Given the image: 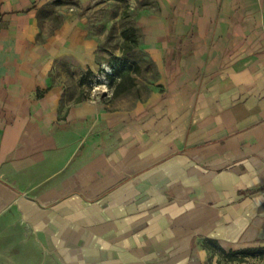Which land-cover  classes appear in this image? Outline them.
I'll use <instances>...</instances> for the list:
<instances>
[{"label":"crops","instance_id":"obj_1","mask_svg":"<svg viewBox=\"0 0 264 264\" xmlns=\"http://www.w3.org/2000/svg\"><path fill=\"white\" fill-rule=\"evenodd\" d=\"M49 1L0 0V264L260 258L218 250H264V0H102L54 27ZM128 53L117 94L86 92Z\"/></svg>","mask_w":264,"mask_h":264},{"label":"rangeland","instance_id":"obj_2","mask_svg":"<svg viewBox=\"0 0 264 264\" xmlns=\"http://www.w3.org/2000/svg\"><path fill=\"white\" fill-rule=\"evenodd\" d=\"M101 1L102 0H50L47 6V9H45L42 12L43 17H48L50 20V24L54 27L58 25V22L60 21V17L62 16V11L65 10H75L79 12L81 16L88 17L90 20V15H96V16H102V7H101ZM100 3L98 6V11L94 10V4ZM100 11V12H99ZM112 34H114L118 26L124 25L125 22H131V20L128 19V16L124 15V17H127L128 21H125L122 18L118 17V7H112ZM123 20V21H122ZM123 22V23H122ZM111 46H117L118 41H111ZM137 56L134 54H109V55H101L99 58V63L101 65V69L98 73H89L88 70H84L82 77H80L83 81H85V84L87 85V93L93 94L94 96H103L105 94L111 93L113 94L115 90L117 89V83L119 81V78L116 77L112 79L110 77L111 74H113L116 70H121L123 77L124 76H131V74H134V63L136 61ZM104 59V60H103ZM106 76H105V75ZM125 78V77H124ZM264 254L261 255L260 258H256L255 260H252L248 256V262L249 264H256V263H262L264 262Z\"/></svg>","mask_w":264,"mask_h":264},{"label":"trees","instance_id":"obj_3","mask_svg":"<svg viewBox=\"0 0 264 264\" xmlns=\"http://www.w3.org/2000/svg\"><path fill=\"white\" fill-rule=\"evenodd\" d=\"M2 13L0 11V17H1ZM123 36H124V46L127 50H130L132 48V46L134 45V43L136 42V34L133 28L129 27L126 28L123 32ZM121 70H116L113 74L110 75V77L112 79H114L115 77H118V75L121 73ZM126 80H131L130 76H126L125 77ZM121 86H123V82L119 83L117 85V89L115 90V94H117L119 92V90L121 89ZM219 253L221 255V257L225 260L228 261H239L242 262L244 261V257L247 255H252V256H256V255H263L264 254V250H243V251H229L226 252L224 249L219 248ZM241 254L242 256L239 258L238 255Z\"/></svg>","mask_w":264,"mask_h":264}]
</instances>
